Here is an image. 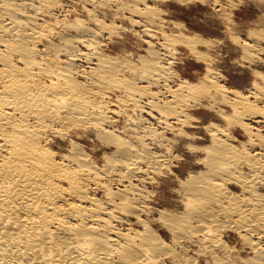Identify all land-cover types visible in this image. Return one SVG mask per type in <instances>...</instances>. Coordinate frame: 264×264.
<instances>
[{
  "label": "bare ground",
  "instance_id": "6f19581e",
  "mask_svg": "<svg viewBox=\"0 0 264 264\" xmlns=\"http://www.w3.org/2000/svg\"><path fill=\"white\" fill-rule=\"evenodd\" d=\"M57 4L0 0V264H264V109L256 103L264 76L253 81V100L205 74L199 82L181 80L158 104L150 86L173 78L161 63L171 55L165 43H186L199 55L198 39L160 33L166 42L149 46L150 55L136 63L101 49L114 26L91 11L87 20L59 22ZM114 105L149 113L173 135L133 119L122 126L125 136L115 134ZM202 105L225 120L203 126L206 144L182 128L193 120L188 108ZM237 127L245 140H236ZM90 136L110 147L101 162L80 142ZM189 136L186 148L201 168L178 177L158 201L139 181L151 184L169 169ZM227 231L239 238L237 247L223 239Z\"/></svg>",
  "mask_w": 264,
  "mask_h": 264
},
{
  "label": "rangeland",
  "instance_id": "374dc122",
  "mask_svg": "<svg viewBox=\"0 0 264 264\" xmlns=\"http://www.w3.org/2000/svg\"><path fill=\"white\" fill-rule=\"evenodd\" d=\"M113 2L109 6L100 3L98 0H58V4L53 9L54 17L59 22L65 20V22L69 20L73 21L77 18L87 20L88 11L94 12L95 15L98 16L96 17L99 20L101 19L102 23L114 26L113 35L112 33L110 35L106 32L102 36L101 49L108 55L117 57L126 55L130 61L136 63L140 61V58H146L150 55L148 50L149 46H153L152 48H157L158 50V42L160 43L162 41L165 43L166 41L164 39L170 37L168 34H171V36L181 35L183 37L185 35L187 38H194V40L198 39L199 41H195L194 43L196 44L193 43V46L195 45L194 48L199 52V55H201L200 57L199 55H195L197 53L188 48L186 43L180 41H173V43L171 41L170 43V41L168 42L166 39L167 42L165 46L168 47L167 45H170V47L174 46V48L168 47V50L172 53L170 52L171 55H165L161 63L164 66H168L173 78H170L172 80L169 79V82H165L167 85L161 82L158 86H150L154 94L155 92L158 93L155 94L156 96L154 95V101L158 104H162L170 98L169 88L173 89L177 87L181 80L199 82L205 77V74L209 75L208 77L211 79L213 78L212 80L217 83V87H224V89L227 90L237 89L248 96L250 100L254 99L251 93V91L255 89H252L253 81L256 79L260 80L258 75L264 76V0H114ZM121 4H123V6L128 5L129 8L125 6L127 9H122L123 7ZM145 6H148L150 10L149 8L146 10L144 8ZM132 7H138L146 11L144 14L155 16L156 20L151 21L152 23L157 21L154 23L155 25L150 21H143L142 18L136 14L131 15L129 9ZM112 16L114 18H112ZM110 18H112V20L114 19V25H111L113 21ZM158 24L160 27L157 26ZM145 29L148 31L145 32ZM159 29L162 32H160ZM157 30L158 32H156ZM160 33L164 35L167 34L168 37L166 36L165 38V36L163 37ZM246 46L249 47L247 48L250 50L249 52L247 49L244 50ZM83 50L85 51V48H82V51ZM79 65H81V68H87L89 66V64L84 61H81ZM207 70L209 72H207ZM142 83L145 84L144 82ZM214 86L210 87V89L215 92ZM114 97V99H116L118 93H114ZM256 103L264 109V96L261 100H257ZM221 107L227 113L232 112L229 106L221 105ZM123 111L122 108L114 105V112H116L114 113L115 134L125 136L127 133H125L122 126L129 121L127 119H133L135 121H142L141 123L147 126L149 125L152 130L154 129L164 136L171 137L173 135L172 131L167 129H162L164 131L162 132L161 128L158 126V118H155L147 112L139 111L137 108L134 109V111L127 110V113ZM188 112L192 114L193 120L190 122L191 124L189 123L190 125H183L182 128L190 134L192 133L194 139L197 138L195 139L198 140L196 141L197 143L206 144L208 142L207 133L204 132L205 130L203 129L204 125L210 122L218 126L225 125V120L219 117V115H215L209 107L202 105L198 106L196 110L194 107H189ZM154 114L156 117L158 116L156 113ZM174 121L173 118H170L171 124H177ZM247 122L254 127L256 126L252 120H248ZM260 126L259 127L263 129L264 123L260 124ZM236 129V140H245L247 134L239 127ZM82 140H84V142ZM82 140L80 142L86 150L89 151L93 148L94 151H92L91 154L98 162H101L103 156L111 151L108 150L110 147H105L103 144L101 145L93 136L86 137ZM192 140L193 138L191 136L188 138L182 137L181 148L177 150L178 153L176 151L179 157L171 163L169 169H166L164 173L160 174L161 176L157 175V178H155L151 184L142 182L143 180L139 181V184L141 182V184L148 189L154 190V195L156 194L155 196L158 201L169 197L167 193L168 188L170 186H175L178 177H180L179 179H183L189 171L201 168L200 165H196L195 156L186 148L187 142H192ZM54 149L56 150L55 146ZM154 150H157V147H154ZM108 183L111 182L108 181ZM259 186L260 188L262 187L260 192L263 191L262 193L264 194V178L261 180ZM111 187L115 189L119 187V184L114 181L111 183ZM232 187L234 191L237 192L238 188L235 186H231V188ZM223 235V239H225L228 244L231 243L236 247L239 245L238 243H240V240L233 232L227 231ZM261 240L264 246V235L261 236ZM247 251L249 250H245L241 255H244L243 257L249 256L250 254ZM199 264H202V262Z\"/></svg>",
  "mask_w": 264,
  "mask_h": 264
}]
</instances>
